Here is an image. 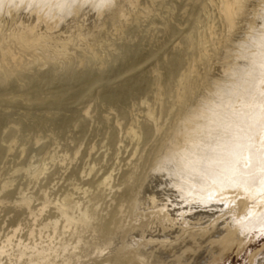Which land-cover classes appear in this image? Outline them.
<instances>
[{"label":"bare ground","instance_id":"6f19581e","mask_svg":"<svg viewBox=\"0 0 264 264\" xmlns=\"http://www.w3.org/2000/svg\"><path fill=\"white\" fill-rule=\"evenodd\" d=\"M139 4L140 0H0V102H14L3 97L14 88L26 93L32 105L48 108L67 105V99L84 96L85 87L91 81L102 79L100 69L85 68L70 76L53 77L43 70L44 67L60 66L73 58H79L81 64L86 53L96 57L97 44L102 43L107 25L114 36L120 38L129 22L139 23ZM262 4L264 0L216 1L225 33L208 58L217 57L220 62L202 80L196 96L188 83L195 72L194 64L178 75L182 87L177 100L185 106L170 132L166 152L181 165L182 173L169 179L167 188L151 190L142 200L133 201L131 217L134 222L119 229V232H127V241L120 236L112 237L105 253V248L87 247L88 241L83 234L93 229L95 213H90L85 206L80 209L73 195L67 192L61 202L54 204L59 221L37 224L33 219L27 235L32 239L17 238V226L12 234L0 240V264H190L197 259L202 250L180 243L179 235L193 236L198 231H207L208 228L195 231L194 227L202 219L216 224L218 216L205 210L209 202L217 206L220 197L243 195L264 180V17L261 32L249 38L244 52L239 51L235 37L241 29L251 31L255 28L259 18L254 11ZM116 44L124 46L123 55L135 57L129 49L131 46L123 45L124 42ZM202 51L206 54L205 47ZM178 61L177 56L170 59L168 74ZM127 68L133 70L132 65ZM236 75L243 76L244 80L239 82L237 93L229 92L226 86ZM55 78L58 81L52 87V95L43 98V84L52 85ZM17 80L21 82L15 84ZM157 86L160 89V82ZM138 88V83L126 85L125 80L119 81L117 89L106 90L105 100L110 106H118ZM157 95H160L159 90ZM237 105L239 109L235 108ZM119 109L116 116L129 113V110ZM89 114V106L84 105L83 114L77 118L79 128L86 123ZM0 115L6 113L0 110ZM145 116L141 121L135 118L126 132L136 145L160 129L150 108ZM48 119L54 120L53 117ZM65 121L67 119L62 118V122ZM116 124L120 125L118 120ZM211 129L223 134L224 140L216 143L203 158L195 157L187 163L185 156L191 151L189 146L197 134ZM38 141L39 138L35 143ZM119 141L122 143V139ZM14 143L15 139L6 144L0 142V154L11 151ZM121 146L117 145V151ZM45 169H39L38 175ZM112 178L111 171L101 183L108 185ZM6 186L7 183L2 184L1 190ZM86 191L84 189L83 193ZM31 195L24 194L14 200L18 205L12 209L35 216L30 208ZM48 198L46 190L42 199L47 202ZM224 205V209H228L234 204ZM76 208L78 213L74 211ZM261 218L250 217L245 223L246 231L256 227Z\"/></svg>","mask_w":264,"mask_h":264},{"label":"rangeland","instance_id":"374dc122","mask_svg":"<svg viewBox=\"0 0 264 264\" xmlns=\"http://www.w3.org/2000/svg\"><path fill=\"white\" fill-rule=\"evenodd\" d=\"M216 1L140 0L137 6L139 23L129 22L120 38L114 36L107 25L102 34L105 39L101 38L103 45L97 44L96 57L86 53L81 64L79 58H73L61 63V67L56 64L44 67L43 70L53 77L70 76L72 72L85 68L100 69L102 79L91 81L85 87L84 96L67 99V105L34 106L31 98L17 88L4 94L3 97L14 102H0V110L6 113L0 115V142L6 144L15 139L16 143L11 151L0 154V240L12 234L17 226L21 228L15 232L17 238L32 239L27 235L33 219L37 224L54 219L59 221L54 204L61 202L67 192L73 195L80 209L85 206L90 213H95L93 229L83 234L84 240L88 241L87 247L105 248V253L111 239L120 236L128 240L127 232H119V229L134 222L131 217L133 201L142 200L151 190L167 188V181L182 173L181 165L166 152L170 132L185 106L177 100L182 87L178 83V75L187 71L191 63L194 64L195 72L188 78V83L196 96L202 80L220 62L217 57L208 58L225 33ZM254 14L259 18L255 28L251 31L241 29L235 36L240 52L245 51L249 38L261 32L264 4L258 6ZM118 42L131 46L129 49L135 57L123 55L124 46H116ZM202 47H205L206 54H203ZM173 56H177L179 61L168 74V64ZM130 65L133 66L131 71L127 68ZM122 80L126 85L138 83L139 88L120 105L110 106L104 93L117 89ZM243 80V76L236 75L229 80L226 89L237 93L238 84ZM57 81L55 78L52 85L43 84V98L52 95V87ZM20 82L17 80L15 84ZM159 82L160 89L157 86ZM158 90L160 95H157ZM84 105L89 106L90 114L83 127L79 128L77 118L83 114ZM119 108L129 110V113L116 116ZM147 108L154 112L160 129L136 145L126 132L135 118L140 121L146 119ZM49 117L54 120H49ZM62 118L67 121L63 123ZM114 126H117L115 130ZM34 137L39 138L37 143ZM223 140L224 135L214 129L198 133L189 146L191 151L185 156L186 162L191 163L195 157L203 158ZM119 144L122 146L117 151ZM41 168L47 169L38 175ZM111 171V182L108 185L101 183ZM4 183L7 186L1 190ZM46 190L49 202L42 199ZM24 194H32L30 208L35 216L12 209L18 205L14 200ZM217 203L216 206L209 202L205 207L218 216L216 224L202 219L197 221L194 230L208 228L207 231H198L193 236L188 233L179 235L180 243L202 250L190 264H264V180L258 181L243 195L234 198L222 196ZM227 203L234 205L224 209ZM74 211L78 213L77 208ZM256 216H262L258 225L246 231L245 223Z\"/></svg>","mask_w":264,"mask_h":264}]
</instances>
